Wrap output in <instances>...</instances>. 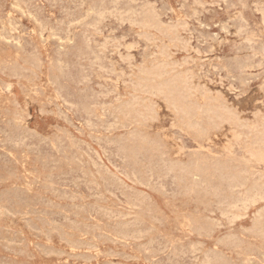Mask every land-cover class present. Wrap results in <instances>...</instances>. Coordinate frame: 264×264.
<instances>
[{
    "label": "rangeland",
    "instance_id": "obj_1",
    "mask_svg": "<svg viewBox=\"0 0 264 264\" xmlns=\"http://www.w3.org/2000/svg\"><path fill=\"white\" fill-rule=\"evenodd\" d=\"M0 111V264H264V0H0Z\"/></svg>",
    "mask_w": 264,
    "mask_h": 264
},
{
    "label": "bare ground",
    "instance_id": "obj_2",
    "mask_svg": "<svg viewBox=\"0 0 264 264\" xmlns=\"http://www.w3.org/2000/svg\"><path fill=\"white\" fill-rule=\"evenodd\" d=\"M2 2V1H1ZM101 3H103V2H101ZM5 13V12H4ZM97 15V14H96ZM99 15V14H98ZM103 15V14H102ZM84 18V17H83ZM99 18H101V17H99ZM8 19V18H7ZM83 36V35H82ZM52 38V37H51ZM247 40V39H246ZM89 42V41H88ZM90 43V42H89ZM25 44H27V43H25ZM97 44V43H96ZM18 45V44H17ZM105 45V44H104ZM129 45V44H128ZM126 46V45H125ZM14 50V49H13ZM20 51V50H19ZM115 52V51H114ZM16 53V52H15ZM154 53V52H153ZM21 54V53H20ZM12 55V54H11ZM53 55V54H52ZM19 56V55H18ZM5 57V56H4ZM28 57V56H27ZM47 57V56H46ZM11 58V57H10ZM38 58V57H37ZM59 58V57H58ZM5 60V59H4ZM27 60V59H26ZM25 60V61H26ZM23 63V62H22ZM27 62H25V64H26ZM57 63V62H56ZM31 64H33V62L31 63ZM66 64V63H65ZM18 65V64H17ZM17 65H15L16 67H17ZM36 65V64H35ZM59 65V64H58ZM62 65V64H61ZM33 67V66H32ZM36 67V66H35ZM36 69V68H35ZM21 70V69H20ZM16 71H17V68H16ZM86 71V70H85ZM15 73V72H14ZM163 73V72H162ZM6 74V73H5ZM169 74V73H168ZM161 75V74H160ZM167 75V74H166ZM73 80V79H72ZM116 81V80H115ZM186 81H184V83H185ZM80 83V82H79ZM165 83H166V81H165ZM167 84V83H166ZM186 84V83H185ZM98 85V84H97ZM162 87V86H161ZM177 87V86H176ZM91 88V87H90ZM139 88H140V86H139ZM146 88V87H145ZM165 88H167V87H165ZM56 89V88H55ZM85 89V88H84ZM104 89V88H103ZM190 89V88H189ZM9 90V89H8ZM238 90V89H237ZM95 91V90H94ZM3 92V91H2ZM58 92V91H57ZM152 92V91H151ZM158 92H159V90H158ZM109 95V94H108ZM193 95V94H192ZM2 97V96H1ZM65 98V97H64ZM76 98V97H75ZM135 98V97H134ZM62 99V98H61ZM133 99V98H132ZM80 100V99H79ZM134 101H135V99H133ZM91 101V100H90ZM132 101V100H131ZM9 102V101H8ZM133 102V101H132ZM66 103V102H65ZM108 103V102H107ZM88 104V103H87ZM108 104H110V103H108ZM127 104V103H126ZM130 104V103H129ZM201 104V103H200ZM66 105V104H65ZM107 105V104H106ZM112 105V104H111ZM137 105V104H136ZM153 105H154V103H153ZM156 105V104H155ZM202 106H203V104H201ZM61 106V105H60ZM81 106V105H80ZM140 106V105H139ZM127 107H128V105H127ZM131 107V106H130ZM133 107V106H132ZM152 107V106H151ZM173 107V106H172ZM201 107V106H200ZM202 108V107H201ZM223 108V107H222ZM58 109V108H57ZM78 109V108H77ZM153 109V108H152ZM180 109V108H179ZM227 109V108H226ZM5 110V109H4ZM202 110V109H201ZM103 111V110H102ZM145 111V110H144ZM203 111V110H202ZM1 112V111H0ZM91 112V111H90ZM175 112H176V110H175ZM182 112V111H181ZM199 112H201V111H199ZM211 112V111H210ZM153 113H155L154 111H153ZM215 113V112H214ZM232 113V112H231ZM157 114V113H156ZM184 114V113H183ZM207 114V113H206ZM58 115V114H57ZM61 115V114H60ZM91 115V114H90ZM146 115V114H145ZM63 116V115H62ZM96 116V115H95ZM111 116H112V114H111ZM128 116V115H127ZM188 116V115H187ZM91 117V116H90ZM217 117V116H216ZM6 118V117H5ZM4 118V119H5ZM134 118V117H133ZM78 119V118H77ZM99 119V118H98ZM97 119V120H98ZM218 119V118H217ZM88 120V119H87ZM133 120V119H132ZM210 120H212V119H210ZM68 121V120H67ZM9 122V121H8ZM10 123V122H9ZM102 123V122H101ZM90 124V123H89ZM111 124V123H110ZM116 124V123H115ZM118 124V123H117ZM88 125V124H87ZM138 125V124H137ZM198 125V124H197ZM79 126V125H78ZM89 126H91V125H89ZM98 126V125H97ZM121 126V125H120ZM253 126V125H252ZM93 127V126H92ZM127 127V126H126ZM196 127V126H195ZM7 128V127H6ZM88 128V127H87ZM216 128H217V126H216ZM17 129V128H16ZM99 130V129H98ZM18 131V130H17ZM107 132V131H106ZM20 133V132H19ZM63 133V132H62ZM97 133V132H96ZM124 133V132H123ZM31 134V133H30ZM52 134V133H51ZM93 134V133H92ZM25 135V134H24ZM16 136V135H15ZM19 136V135H18ZM27 137V136H26ZM122 137V136H121ZM18 138V137H17ZM16 138V139H17ZM7 139H8V137H7ZM35 139V138H34ZM124 139V138H123ZM10 140V139H9ZM23 140V139H22ZM55 141V140H54ZM58 141V140H57ZM9 142V141H8ZM59 142V141H58ZM64 142V141H63ZM97 142V141H96ZM105 142V141H104ZM110 142V141H109ZM21 143V142H20ZM38 143V142H37ZM123 143V142H122ZM18 144V143H17ZM36 144V143H35ZM46 144V143H45ZM1 145H3V144H1ZM0 145V146H1ZM12 145V144H11ZM109 145V144H108ZM111 145V144H110ZM15 146V145H14ZM18 147V146H17ZM39 147V146H38ZM68 147V146H67ZM3 148V147H2ZM30 148V147H29ZM103 148V147H102ZM11 149V148H10ZM21 149V148H20ZM42 149H44V148H42ZM46 149V148H45ZM59 149V148H58ZM37 150V149H36ZM41 150V149H40ZM52 150V149H51ZM63 150V149H62ZM94 150V149H93ZM106 150V149H105ZM73 151H75V150H73ZM38 152V151H37ZM41 152V151H40ZM94 152V151H93ZM143 152V151H142ZM76 153V152H75ZM96 153V152H95ZM115 153V152H114ZM0 154H2V153H0ZM14 154V153H13ZM47 154V153H46ZM28 156V155H27ZM219 156V155H218ZM8 157V156H7ZM78 157H80V156H78ZM100 157V156H99ZM139 157V156H138ZM15 158V157H14ZM114 158V157H113ZM123 159H124V157H123ZM25 160V159H24ZM121 160H122V158H121ZM251 160V159H250ZM77 161V160H76ZM116 161V160H115ZM24 162V161H23ZM49 162V161H48ZM73 163V162H72ZM116 163V162H115ZM9 164V163H8ZM57 164V163H56ZM65 164V163H64ZM118 164V163H117ZM186 165H187V163H185ZM196 164H197V162H196ZM184 165V164H183ZM224 165V164H223ZM258 165V164H257ZM180 166V165H179ZM232 166V165H231ZM254 166V165H253ZM259 166V165H258ZM48 167V166H47ZM59 167V166H58ZM94 167V166H93ZM126 167V166H125ZM188 167V166H187ZM196 167V166H195ZM213 167H215V166H213ZM223 167V166H222ZM6 168V167H5ZM52 168V167H51ZM84 168V167H83ZM216 168V167H215ZM221 168V167H220ZM225 168H227L228 169V166L227 167H225ZM107 169V168H106ZM217 169V168H216ZM221 169H223L224 170V167L223 168H221ZM241 169V168H240ZM104 170V169H103ZM183 170H184V168H183ZM242 170V169H241ZM245 170V169H244ZM81 171V170H80ZM106 171V170H105ZM110 171V170H109ZM224 172V171H223ZM242 172V171H241ZM69 174V173H68ZM245 174V173H244ZM61 175V174H60ZM76 175V174H75ZM128 175V174H127ZM57 176V175H56ZM64 176H65V174H64ZM93 176V175H92ZM195 176V175H194ZM193 176V177H194ZM231 176H233V174L231 175ZM72 177V176H71ZM139 177V176H138ZM167 177V176H166ZM69 178H70V176H69ZM129 178V177H128ZM196 178H198V177H196ZM235 178V177H234ZM63 179V178H62ZM68 179V178H67ZM167 179V178H166ZM174 179V178H173ZM232 179H233V177H232ZM73 180H75V179H73ZM151 180V179H150ZM157 180V179H156ZM184 180V179H183ZM188 180V179H187ZM231 179H229V181H230ZM88 181V180H87ZM237 181V180H236ZM28 182V181H27ZM85 182V181H84ZM133 182V181H132ZM237 182H239V181H237ZM231 183V182H230ZM58 184V183H57ZM82 184V183H81ZM116 184V183H115ZM193 185H194V183H192ZM239 184V183H238ZM242 184V183H241ZM240 184V185H241ZM140 185V184H139ZM32 186V185H31ZM97 186H98V184H97ZM173 186V185H172ZM171 186V187H172ZM70 187H72V186H70ZM87 187V186H86ZM124 187H126V186H124ZM236 187V186H235ZM14 188V187H13ZM161 189H162V187H160ZM26 189V188H25ZM47 189V188H46ZM87 189V188H86ZM127 189V188H126ZM188 189V188H187ZM234 189V188H233ZM254 189V188H253ZM64 190V189H63ZM176 190V189H175ZM215 190V189H214ZM48 191V190H47ZM68 191V190H67ZM66 191V192H67ZM95 191V190H94ZM219 191V190H218ZM16 192V191H15ZM50 192V191H49ZM247 192V191H246ZM46 193V192H45ZM174 193V192H173ZM70 194V193H69ZM80 194V193H79ZM84 194V193H83ZM110 194V193H109ZM86 195V194H85ZM88 195V194H87ZM90 195V194H89ZM244 195V194H243ZM73 196H75V195H73ZM58 197V196H57ZM241 197V196H240ZM102 198V197H101ZM118 198V197H117ZM68 199V198H67ZM236 199H237V197H236ZM255 199V198H254ZM261 200V199H260ZM20 201V200H19ZM43 201V200H42ZM128 201V200H127ZM136 201V200H135ZM248 201V200H247ZM255 201V200H254ZM253 201V202H254ZM51 202V201H50ZM242 202H244V201H242ZM49 203V202H48ZM122 203V202H121ZM139 203V202H138ZM247 203V202H246ZM255 203V202H254ZM253 203V204H254ZM245 205V204H244ZM247 205V204H246ZM37 206V205H36ZM69 206V205H68ZM81 206V205H80ZM222 206V205H221ZM98 210H100V209H98ZM109 210V209H108ZM116 211V210H115ZM40 212V211H39ZM64 212V211H63ZM103 212V211H102ZM93 213V212H92ZM115 213V212H114ZM149 213V212H148ZM153 213V212H152ZM258 213V212H257ZM260 213V212H259ZM45 214V213H44ZM109 214V213H108ZM2 215V214H1ZM4 215V214H3ZM2 215V216H3ZM115 215H117V214H115ZM122 215H123V213H122ZM195 215V214H194ZM233 215V214H232ZM259 215V214H258ZM8 216V215H7ZM66 216V215H65ZM78 216V215H77ZM237 216H239V215H237ZM233 217V216H232ZM259 217H260V215H259ZM262 217V216H261ZM111 218V217H110ZM109 218V219H110ZM114 218V217H113ZM124 218V217H123ZM127 218V217H126ZM157 218V217H156ZM210 218V217H209ZM224 218V217H223ZM231 218V217H230ZM234 218V217H233ZM125 219V218H124ZM212 219V218H211ZM235 219V218H234ZM68 220H69V218H68ZM73 220V219H72ZM52 221V220H51ZM50 221V222H51ZM135 221V220H134ZM235 221V220H234ZM59 222V221H58ZM122 222V221H121ZM82 223V222H81ZM47 224V223H46ZM124 224V223H123ZM175 224V223H174ZM124 225H127V224H124ZM129 225V224H128ZM26 226V225H25ZM94 226V225H93ZM122 226V225H121ZM40 227V226H39ZM124 227V226H123ZM116 229V228H115ZM128 229V228H127ZM130 229V228H129ZM151 229V228H150ZM147 230V229H146ZM7 231V230H6ZM134 231V230H133ZM103 232V231H102ZM119 232V231H118ZM146 234V233H145ZM37 235V234H36ZM99 235V234H98ZM107 235V234H106ZM122 235V234H121ZM127 235V234H126ZM118 236V235H117ZM110 237V236H109ZM128 237V236H127ZM103 238V237H102ZM133 238V237H132ZM143 238V237H142ZM160 238V237H159ZM162 238V237H161ZM119 239V238H118ZM130 239V238H129ZM134 239V238H133ZM139 239V238H138ZM152 239V238H151ZM239 239V238H238ZM248 239V238H247ZM136 240V239H135ZM150 240V239H149ZM159 240V239H158ZM162 240V239H161ZM155 241V240H154ZM163 241V240H162ZM115 242H116V240H115ZM118 242V241H117ZM149 242V241H148ZM95 243V242H94ZM133 244V243H132ZM150 244V243H149ZM143 245V244H142ZM166 245V244H165ZM199 245V244H198ZM159 246V245H158ZM146 247V246H145ZM160 247V246H159ZM165 248V247H164ZM174 248V247H173ZM197 248V247H196ZM70 249V248H69ZM152 249H154V248H152ZM193 249V248H192ZM6 250V249H5ZM8 250V249H7ZM158 250V249H157ZM172 250V249H171ZM182 252V251H181ZM198 252V251H197ZM65 253V252H64ZM163 254V253H162ZM198 254V253H197ZM125 255V254H124ZM150 255V254H149ZM172 255V254H171ZM191 255H193V254H191ZM207 255V254H206ZM263 255V254H262ZM167 256H169V255H167ZM178 256V255H177ZM170 258V257H169ZM175 258V257H174ZM210 258V257H209ZM4 259V258H3ZM168 259V258H167ZM206 259V258H205ZM175 261V260H174ZM108 262V261H107ZM197 262V261H196ZM202 262V261H201ZM255 262V261H254ZM2 263V262H1ZM159 263V262H158ZM180 264V263H179ZM184 264V263H183ZM189 264V263H188Z\"/></svg>",
    "mask_w": 264,
    "mask_h": 264
}]
</instances>
